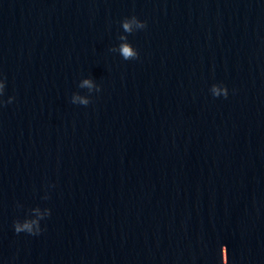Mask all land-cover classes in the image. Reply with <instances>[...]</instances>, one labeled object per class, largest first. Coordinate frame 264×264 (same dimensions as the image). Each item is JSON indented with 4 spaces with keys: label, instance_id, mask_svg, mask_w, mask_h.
I'll return each mask as SVG.
<instances>
[{
    "label": "water",
    "instance_id": "water-1",
    "mask_svg": "<svg viewBox=\"0 0 264 264\" xmlns=\"http://www.w3.org/2000/svg\"><path fill=\"white\" fill-rule=\"evenodd\" d=\"M260 49L264 0H0V126Z\"/></svg>",
    "mask_w": 264,
    "mask_h": 264
},
{
    "label": "clouds",
    "instance_id": "clouds-1",
    "mask_svg": "<svg viewBox=\"0 0 264 264\" xmlns=\"http://www.w3.org/2000/svg\"><path fill=\"white\" fill-rule=\"evenodd\" d=\"M139 26H140V27H144V24H143V23H140ZM123 27H124L125 31L131 32V26H130V24H129L128 22H125V23L123 24ZM122 39H124V37H122ZM121 51H122V53H123L125 59H127L130 55L133 54V53L131 52V50H130V47H129L127 44H124V45L121 46ZM84 83H85V84H89V81H85ZM24 227H25V228H28L27 225H25ZM22 230H23V229L21 228V226H19V225H15V231H16L17 233L21 232ZM29 232H30V229H29Z\"/></svg>",
    "mask_w": 264,
    "mask_h": 264
}]
</instances>
